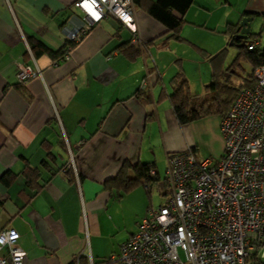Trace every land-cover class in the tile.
Returning a JSON list of instances; mask_svg holds the SVG:
<instances>
[{
    "label": "crops",
    "instance_id": "crops-1",
    "mask_svg": "<svg viewBox=\"0 0 264 264\" xmlns=\"http://www.w3.org/2000/svg\"><path fill=\"white\" fill-rule=\"evenodd\" d=\"M75 1L0 0V224L6 215L5 228L19 232L25 264H71L80 256L97 259L111 253L104 243L106 219L116 206L113 198L122 199L106 184L125 162L154 164L152 172L159 177L169 155L188 148L198 153L196 135L206 131L221 159L222 115L187 122V115L171 104V81L182 68L191 94L211 106V58L224 50L216 34H224L228 43L229 26L246 16L254 18L252 33L264 26V0H195L181 34L196 42L193 33L206 29L214 46L208 48L210 57H197L196 74H191L180 52L182 42L171 39L167 28L148 14L155 0H140L135 3L136 33L108 17L67 59L35 56L31 39L54 51L64 47L66 24L83 17L73 7ZM125 44L140 55L130 59L121 52ZM20 64L36 65L41 76L20 85ZM229 68L223 63L224 71ZM235 73L224 76L229 86ZM71 163L74 169H68ZM141 188L149 193L151 186L133 192ZM137 227L123 237L117 252Z\"/></svg>",
    "mask_w": 264,
    "mask_h": 264
},
{
    "label": "built area",
    "instance_id": "built-area-1",
    "mask_svg": "<svg viewBox=\"0 0 264 264\" xmlns=\"http://www.w3.org/2000/svg\"><path fill=\"white\" fill-rule=\"evenodd\" d=\"M73 7L83 17L66 24L61 59L105 18L137 32L134 0H77ZM260 45L254 41L250 49ZM40 76L36 65L18 66L20 85ZM253 76L222 118L223 157L201 158L192 148L169 155L165 202L149 210L118 253L71 264H264V65ZM19 240L16 229L0 230V264H25Z\"/></svg>",
    "mask_w": 264,
    "mask_h": 264
},
{
    "label": "trees",
    "instance_id": "trees-1",
    "mask_svg": "<svg viewBox=\"0 0 264 264\" xmlns=\"http://www.w3.org/2000/svg\"><path fill=\"white\" fill-rule=\"evenodd\" d=\"M134 1L135 3H139L140 0ZM194 4L195 0H155L150 4L148 14L167 28V33L170 35L171 39L178 42H186L181 36V30L185 23L184 16ZM238 28L239 25L232 24L227 30V34H229L228 46L237 47L239 50L233 65H231L228 70H223V63L228 51L227 48L211 58L214 70L213 77L215 78V98L211 101L215 102L214 104L208 106V102H203L202 99H199V96L191 94L190 82L182 68L172 79L171 86L173 88V93L170 96L171 104L174 106L178 114L187 115V122H194L211 114H221L222 117H224L239 91L244 87H250L254 84V70L257 67L264 65V26L260 33H251L247 44L242 46V41L236 38ZM257 40L261 41V45L250 49L252 42ZM30 46L35 56L48 54L57 61L64 56L66 44L61 50L54 51L42 41L31 39ZM76 46L77 45L74 44L73 48ZM123 46L124 47H121V52L125 53L130 59H136L140 55V50L129 47L127 44ZM242 59L251 64L253 69L252 73L244 79L245 81L242 82L239 87L229 86L224 82V76L226 73L231 74L235 64H238ZM229 76L231 77V75ZM140 96L146 97L147 100L150 99L146 93H142ZM192 151L197 153L195 148H192ZM154 169L155 165L151 163H142L134 166L129 162H125L118 176L115 179L108 181L106 187L110 189L111 193L115 192L117 199H123L125 195L130 194L141 185L150 187V184L154 182V178L159 180L158 175H151V172ZM30 171L32 173L34 170ZM67 173L69 174L70 171ZM131 174H133V176H131ZM32 175L33 174L28 177L29 182H33ZM83 261H87L86 257H83Z\"/></svg>",
    "mask_w": 264,
    "mask_h": 264
},
{
    "label": "rangeland",
    "instance_id": "rangeland-1",
    "mask_svg": "<svg viewBox=\"0 0 264 264\" xmlns=\"http://www.w3.org/2000/svg\"><path fill=\"white\" fill-rule=\"evenodd\" d=\"M259 31L260 28L254 30L253 32L258 34ZM216 35L221 37L222 43L224 41V46L222 48L228 49L226 59L224 61V67H229L233 65L239 50L237 47L228 46L226 36L224 34L218 33ZM181 36L183 38L185 37L182 34ZM192 38H194L196 42L188 39V41L182 42L179 47L181 49L180 52H183L184 61L190 68L191 74H196L197 57H200L201 55H206V57H208L211 55L209 50H211L212 45L214 46V37L206 29H200L198 32L193 33ZM200 44L206 46V48L202 47ZM195 46H198V48ZM189 47H191L192 50H190ZM186 51L188 52L186 53ZM252 70L251 64L244 59L240 60L238 64H235L232 72L235 71L236 73L233 74L231 79L233 86L239 87L238 85H240L242 80L252 73ZM203 134L205 135L202 136ZM203 134L196 135L198 138L197 148L199 157L218 160L220 158V148L211 140V134L208 131ZM212 152L215 153L213 154ZM165 174V169L160 171L159 180L150 184L151 189L148 190L149 193H147L144 188H141L139 191L126 195L120 201L113 198L112 203H116V206L114 205L111 207L109 215L106 219L107 233L104 240L106 247L111 251V253L105 257L94 259L95 263L109 258L114 253H118L119 251L117 252V249L119 248V245L121 244L120 241L123 237L132 232V228L146 215H148L150 209H155L165 202V197L162 195L167 189Z\"/></svg>",
    "mask_w": 264,
    "mask_h": 264
},
{
    "label": "water",
    "instance_id": "water-1",
    "mask_svg": "<svg viewBox=\"0 0 264 264\" xmlns=\"http://www.w3.org/2000/svg\"><path fill=\"white\" fill-rule=\"evenodd\" d=\"M253 20H254L253 17L246 16V17H243L241 19L240 23L238 24L239 28L237 30L238 33H237L236 38L238 40L242 41L241 46L247 44V42L249 41V37L251 36V33H252L251 32V23L253 22ZM8 220L9 219H7L6 215H4L2 217V221H1V224H0V228L1 229L5 228L6 223H7Z\"/></svg>",
    "mask_w": 264,
    "mask_h": 264
}]
</instances>
